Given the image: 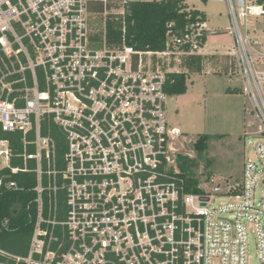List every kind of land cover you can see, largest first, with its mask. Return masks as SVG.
<instances>
[{"label":"built area","instance_id":"obj_1","mask_svg":"<svg viewBox=\"0 0 264 264\" xmlns=\"http://www.w3.org/2000/svg\"><path fill=\"white\" fill-rule=\"evenodd\" d=\"M96 2L0 0V129L23 145L14 168L10 143L0 140V193L18 190L11 174L36 176L28 255L0 248V264H250L251 240L264 264V1L227 0L243 91L259 123L238 194L235 185L188 192L169 156L180 131L168 121L164 86L179 72L157 60L198 55L205 23L168 35L162 52L123 39L109 46L106 25L94 33ZM124 3L116 13L123 33ZM44 122L62 133L61 155ZM217 196L227 202L208 209Z\"/></svg>","mask_w":264,"mask_h":264},{"label":"rangeland","instance_id":"obj_2","mask_svg":"<svg viewBox=\"0 0 264 264\" xmlns=\"http://www.w3.org/2000/svg\"><path fill=\"white\" fill-rule=\"evenodd\" d=\"M123 1L152 0H98L91 18L97 36L104 31L107 17L120 18L116 13L122 11ZM187 3L189 9L206 14V32L220 36L211 39L203 50L208 56H200V71L184 66L188 56H165L157 62L162 69L169 67V70L187 74L186 93L167 100L168 121L180 131L172 142L171 164L179 169V159L193 160L194 165L188 172L198 180L199 189L209 192L214 187L226 189L239 183L244 155L254 151L252 145L259 135V123L252 112L250 99L243 91L241 69L229 32L227 0H187ZM254 35L252 32L251 36ZM219 53H231V56ZM228 87L238 88L239 93L226 94ZM205 135L209 138L203 140ZM197 143L203 144L201 149L197 148ZM225 202V197L217 196L211 199L208 209ZM249 259L250 264H258L252 240Z\"/></svg>","mask_w":264,"mask_h":264},{"label":"trees","instance_id":"obj_3","mask_svg":"<svg viewBox=\"0 0 264 264\" xmlns=\"http://www.w3.org/2000/svg\"><path fill=\"white\" fill-rule=\"evenodd\" d=\"M124 9V33L120 18L115 20L114 17H107L106 42L109 46L118 45L123 39L126 45L137 51L162 52L165 50L168 35L186 33L191 30L192 25L206 22L205 13L196 9H189L186 0L125 1ZM206 37L207 33L203 31V46ZM201 60L200 55L188 56L184 66L189 70L200 71ZM186 82V73H169L164 90L169 96L184 95L187 91ZM225 93H239V90L228 87ZM42 133L54 139L56 148L58 144L61 150L59 153L61 155L64 151V137L58 128L52 122H44ZM208 138L207 135L202 137L203 140ZM0 140H8L10 143L11 167H21V155L23 153L21 135L4 133L0 129ZM202 143H197V148L201 149ZM28 151H33L32 146L28 148ZM33 165V162L30 161L29 166L32 168ZM193 165V160L184 162L179 159V177L184 180L188 192H202L198 188V180L188 172ZM8 172L9 170L2 171L5 174ZM8 180L14 182L18 190L3 189L0 193V248L9 253L26 257L36 216L34 203L36 193L33 191L36 186V176L33 173L18 172L11 174ZM44 181L46 180L44 179ZM231 193L238 194L239 187L235 185V189H232ZM4 219H8L10 222L7 228L2 226Z\"/></svg>","mask_w":264,"mask_h":264},{"label":"crops","instance_id":"obj_4","mask_svg":"<svg viewBox=\"0 0 264 264\" xmlns=\"http://www.w3.org/2000/svg\"><path fill=\"white\" fill-rule=\"evenodd\" d=\"M206 1V0H205ZM261 1H264V0H261ZM186 4L188 5V3H187V0H186ZM191 9H193V8H191ZM206 15V14H205ZM206 23V22H205ZM205 32H206V28H205ZM229 32H230V30H229ZM207 33V37H206V42H205V44H204V46H203V48L201 49V51H200V53L198 54V55H200V56H208V55H206V54H203V50L206 48V46H207V44L209 43V41L212 39L213 40V38L214 37H216V39L220 36H217L216 34H209L208 32H206ZM233 38V37H232ZM230 55L231 56V53H219V55Z\"/></svg>","mask_w":264,"mask_h":264},{"label":"water","instance_id":"obj_5","mask_svg":"<svg viewBox=\"0 0 264 264\" xmlns=\"http://www.w3.org/2000/svg\"><path fill=\"white\" fill-rule=\"evenodd\" d=\"M201 206H202V207L205 206V203H201Z\"/></svg>","mask_w":264,"mask_h":264}]
</instances>
